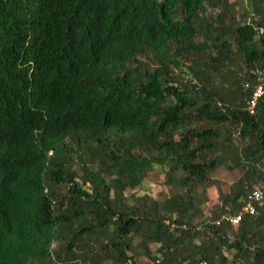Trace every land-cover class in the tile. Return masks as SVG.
Returning <instances> with one entry per match:
<instances>
[{
    "label": "trees",
    "instance_id": "trees-1",
    "mask_svg": "<svg viewBox=\"0 0 264 264\" xmlns=\"http://www.w3.org/2000/svg\"><path fill=\"white\" fill-rule=\"evenodd\" d=\"M247 2L0 0V264H264V205L215 224L264 187V92L244 108L264 0ZM220 166L241 171L225 192ZM152 167L160 201L134 192Z\"/></svg>",
    "mask_w": 264,
    "mask_h": 264
},
{
    "label": "rangeland",
    "instance_id": "rangeland-1",
    "mask_svg": "<svg viewBox=\"0 0 264 264\" xmlns=\"http://www.w3.org/2000/svg\"><path fill=\"white\" fill-rule=\"evenodd\" d=\"M236 2L238 4L243 3L242 5H244V8L248 11L250 10V6H249L247 0H236ZM236 7H237V9H239V5H237ZM242 70H243V65H241V67H240V72ZM218 128H219V130L222 131V129L224 127L222 125H219ZM175 138H177V135H175ZM238 140L239 139H238V135L236 133V130H234V131L232 130L231 142L233 143V145H239L240 143ZM76 169H77V173L82 172L80 168L76 167ZM240 174H241V171L238 168L227 169L225 167L220 166L217 169H215L213 172H211L210 176H211V178H213L217 181L221 190L225 192L227 190L228 186L230 185V183L232 181H234L238 176H240ZM75 179L78 182L80 181L78 179V177ZM85 185H87V184H85ZM206 189H205V192L203 194V197L205 196V198H204V200L200 206L202 211H203L201 214L202 217L204 215L208 216L210 207H213V205L216 204L215 184L208 183V185L206 186ZM182 190H183V188L178 187V189L176 191L179 192ZM172 191H174V189ZM134 192L137 195H141L142 193H148L149 195H151L152 197H154L155 199L160 201L166 197L167 193L168 194L171 193V189L168 190V188H166L165 184H163L162 176L158 172L157 167H152V169H150V171H148L146 177L141 181V188H139V189L137 188ZM201 216H199V218ZM52 246L55 247L56 243H53ZM149 247L151 249H153L154 245L150 243ZM227 254L230 255V253H227ZM133 261H134L133 264H149L148 261H150V260L146 256L138 255V256L133 257ZM102 264H110V263L108 261H104Z\"/></svg>",
    "mask_w": 264,
    "mask_h": 264
},
{
    "label": "built area",
    "instance_id": "built-area-1",
    "mask_svg": "<svg viewBox=\"0 0 264 264\" xmlns=\"http://www.w3.org/2000/svg\"><path fill=\"white\" fill-rule=\"evenodd\" d=\"M259 33H262V28L257 27ZM249 72L253 76L254 85L251 89L250 95L244 100V108L248 113H253L258 99L264 92V67H251ZM246 85V84H245ZM241 201L236 212H222L215 220V224L224 223L230 226H235L239 223L244 214H254L255 207L264 205V187L261 184H255L251 190L240 197ZM149 264H157L158 260H150ZM197 264H205L204 261H198Z\"/></svg>",
    "mask_w": 264,
    "mask_h": 264
},
{
    "label": "crops",
    "instance_id": "crops-1",
    "mask_svg": "<svg viewBox=\"0 0 264 264\" xmlns=\"http://www.w3.org/2000/svg\"><path fill=\"white\" fill-rule=\"evenodd\" d=\"M232 182H233V181H232ZM207 185H208V184H207ZM207 185H206V186H207ZM206 186H205V189H206ZM206 190H207V189H206Z\"/></svg>",
    "mask_w": 264,
    "mask_h": 264
}]
</instances>
